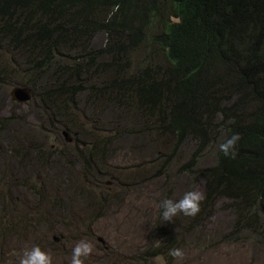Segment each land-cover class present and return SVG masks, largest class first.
I'll return each mask as SVG.
<instances>
[{"label":"rangeland","instance_id":"1","mask_svg":"<svg viewBox=\"0 0 264 264\" xmlns=\"http://www.w3.org/2000/svg\"><path fill=\"white\" fill-rule=\"evenodd\" d=\"M18 58L0 60V264H18L33 244L53 264H70L81 240L93 245L86 264H264L262 217L239 219L230 199L196 216L161 218V199L205 195L201 172L215 164L218 145L198 156L191 139L175 148L168 135L161 147L133 106L117 110L83 77L86 91L58 97L55 109L46 81L18 76L26 70ZM18 86L32 90L31 101L16 100ZM176 247L183 257L169 255Z\"/></svg>","mask_w":264,"mask_h":264},{"label":"trees","instance_id":"2","mask_svg":"<svg viewBox=\"0 0 264 264\" xmlns=\"http://www.w3.org/2000/svg\"><path fill=\"white\" fill-rule=\"evenodd\" d=\"M9 52L53 108L86 91L83 77L117 110L133 106L161 147L191 139L201 156L239 133L235 159L219 150L201 172V206L226 198L264 221V0H0V60Z\"/></svg>","mask_w":264,"mask_h":264},{"label":"clouds","instance_id":"3","mask_svg":"<svg viewBox=\"0 0 264 264\" xmlns=\"http://www.w3.org/2000/svg\"><path fill=\"white\" fill-rule=\"evenodd\" d=\"M241 137L239 133H234L219 144V150L225 157L235 159L237 145ZM205 196L202 192L190 190L183 194L178 200L163 198L160 200V215L164 221H173L179 214L185 216H196L200 211L201 202ZM93 245L90 241L81 240L72 248V258L70 264H86L87 258L91 255ZM169 255L173 257H183V250L179 247L169 250ZM8 264H13L9 261ZM18 264H53L52 255L44 250L41 245L33 244L31 247L23 249L22 255L18 257Z\"/></svg>","mask_w":264,"mask_h":264},{"label":"water","instance_id":"4","mask_svg":"<svg viewBox=\"0 0 264 264\" xmlns=\"http://www.w3.org/2000/svg\"><path fill=\"white\" fill-rule=\"evenodd\" d=\"M14 96L16 100H18L21 103H27L31 101L33 98L32 90L25 86H18L14 90ZM65 134L67 133L65 132Z\"/></svg>","mask_w":264,"mask_h":264},{"label":"bare ground","instance_id":"5","mask_svg":"<svg viewBox=\"0 0 264 264\" xmlns=\"http://www.w3.org/2000/svg\"><path fill=\"white\" fill-rule=\"evenodd\" d=\"M128 224V223H127ZM115 229V228H114ZM123 229V228H122ZM116 231V230H115ZM124 232V231H123ZM123 236V235H122Z\"/></svg>","mask_w":264,"mask_h":264}]
</instances>
